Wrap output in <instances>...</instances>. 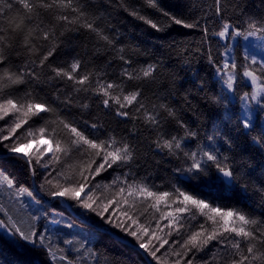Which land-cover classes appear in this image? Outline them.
<instances>
[{
    "label": "snow or ice",
    "instance_id": "6c2138e0",
    "mask_svg": "<svg viewBox=\"0 0 264 264\" xmlns=\"http://www.w3.org/2000/svg\"><path fill=\"white\" fill-rule=\"evenodd\" d=\"M108 4L165 35L174 26L201 28L204 20L201 43L207 42L208 47L197 51L206 54L216 84L225 93L223 103L227 105L235 97L241 107L254 102L264 112V15L225 20L221 0H214L219 23L218 30L210 33L207 18L193 11L190 0H177L174 6L164 0H108ZM45 14L51 17L47 25L41 19ZM92 15L89 19L84 0H0V228L11 232L20 254L42 253L45 264H100L98 249L87 240L79 247H73V240L67 238L53 242L52 232L61 226L64 216L59 203L63 201L69 208L94 214L100 221L98 227L106 225L105 233L112 231L109 239L124 247L131 245L149 258L148 264H264V213L255 214L245 206L225 204L211 193L200 192L201 187L227 184L241 188L247 196L248 182L241 186L239 169L220 147L209 144L206 150L197 143V150H186L198 133L174 107L160 102L153 105V111L147 109L142 102L144 82H154L158 62L135 67L139 45L128 49L133 55H125L119 32L101 29L97 23L101 17ZM81 29L95 35L97 52L103 48L122 62L116 80L105 79L99 71L83 70L78 54L62 65L50 62L65 32ZM211 36L223 41V51L218 49L217 55L212 52ZM251 40L258 41L251 47L260 52L253 53L241 44ZM240 48L243 52L238 60L233 53ZM21 49L26 56L22 64L12 58ZM45 67L48 82L55 88L51 98L39 94L43 88L36 91ZM94 78L96 86L92 87ZM128 81L137 83L128 88ZM238 85L250 91L236 97ZM92 97L97 98V106L125 122L142 120L154 134L157 152L187 165L174 171L190 173L183 177L190 187L173 185L161 190L147 177L137 179L135 144L115 130L105 129L99 120L72 117L73 107L80 110L81 117L89 113ZM236 119L237 128L247 137L254 130L251 117L245 112ZM217 137L231 150L229 133L217 131L207 140ZM251 139L264 149V132ZM9 163L28 179L22 181L9 171ZM37 180L40 191L57 202L55 206L43 207L44 201L30 183ZM253 192L264 201V180ZM63 226L74 227L69 221Z\"/></svg>",
    "mask_w": 264,
    "mask_h": 264
},
{
    "label": "trees",
    "instance_id": "16d2710c",
    "mask_svg": "<svg viewBox=\"0 0 264 264\" xmlns=\"http://www.w3.org/2000/svg\"><path fill=\"white\" fill-rule=\"evenodd\" d=\"M88 5L89 19H93L92 15L101 17L97 20L101 29H115L119 32L121 40L124 42L125 55H133L128 51L131 46L139 45V54L134 56L138 61L135 67L139 68L147 62H158V70L156 72L154 82H144L142 93V102L149 111H153V105L160 102H166L174 107L179 115L187 122L190 129L198 133L196 140L188 143L186 150L195 151L196 144L199 143L207 150L209 144L220 147L221 152L227 155L231 163L239 169L237 172V180L243 186L244 182H248V195L241 188L233 189L231 185L214 186L212 188L201 187L200 192L204 194L211 193L212 198H219L225 204L245 206L255 214L264 213V201H261L253 192L254 188L264 180V149L252 142V137H258L264 129L261 127L259 119L262 118L264 112L257 107V119L254 122V130L247 137L242 133V129H238V120L241 117V102L230 97V102L225 105L222 97L224 92L220 85L216 84L212 75L213 69L207 62L206 54L203 51L198 52L197 49H206L208 43L202 45L204 37L202 36V28L205 21H201V28L185 29L174 26L165 34L156 33L149 26L129 16L127 12L118 9L115 6H109L108 0H84ZM195 5L193 11L200 17L207 18V27L212 33L217 29L219 18L214 16L215 4L214 0H190ZM129 3H139V0H129ZM169 6H174L177 0H164ZM223 9L222 16L225 20H235L237 18L247 19L249 16L264 15V0H221ZM47 25L51 17L47 14L41 17ZM59 31V30H58ZM111 34V33H109ZM162 37V38H161ZM63 43L57 49L50 62L53 65H62L65 61H70L73 56L77 55L82 60V68L85 71L96 73L99 71L104 74L107 80H116L119 76L122 62L114 58V54L107 53L103 48L97 52V38L87 30L81 29L76 31H66L61 38ZM212 52L214 55L219 51H223L218 37L211 36ZM243 51L237 49L234 55L238 60ZM13 61L23 63L26 56L21 49L19 56L13 53ZM14 70V68H13ZM48 68L41 70V82L36 88H43L40 92L41 96L51 98L55 88L50 86L46 73ZM70 84L71 82H67ZM137 82L128 81L127 87L132 88ZM96 86V80L93 79L92 87ZM21 88L25 86H20ZM202 88V90H201ZM64 92L68 88L63 89ZM244 91H250L248 87L238 85L236 97ZM83 95V94H81ZM157 97L160 99L158 100ZM220 97L219 102L214 101ZM63 99V96H61ZM97 98L92 97L89 103L92 107L89 113H85L81 117L80 110L76 107L71 109L72 117L79 120H99L105 129L115 130L118 136H125L137 149V160L133 167L137 179L149 178L150 183L161 186V190H168L171 186L190 187L183 180L184 176L190 173H178L174 169L178 166L186 168L187 165L183 160L167 156L163 152H157L152 141L154 134L139 121H123L121 118L97 106ZM82 102V101H81ZM134 111V109H133ZM231 117V118H230ZM135 124V128H134ZM135 131V135L130 133ZM217 131L221 133H229L232 136L233 143L231 150L229 146L224 144L223 140L217 137L215 141L209 142L207 137L214 135ZM239 133V135H238ZM183 135V132L180 133ZM9 171L17 175L22 181L27 180V176L19 171L12 164L7 165ZM250 173V175H249ZM108 174L105 173V176ZM35 195L44 201L48 198L39 189V181L31 182ZM197 183L192 181V184ZM6 198V194H5ZM3 202V200H0ZM62 207L60 210L64 212L61 226L52 232L51 238L53 242L63 240L65 238L73 240V247H79L80 243L87 240L89 246L98 249L100 264H148V257L138 254L137 250L131 246L124 247L119 243H114L113 239H109L111 230L105 233L104 227H98L99 218L94 214L88 213L82 209H67L59 202ZM56 201L51 203L45 202L44 208L55 206ZM69 221L74 227L67 228L63 226V222ZM97 229L103 230L98 231ZM59 255V253H57ZM0 264H45V257L39 252H23L14 244L13 240L3 236L0 233ZM154 264V262H153Z\"/></svg>",
    "mask_w": 264,
    "mask_h": 264
},
{
    "label": "rangeland",
    "instance_id": "374dc122",
    "mask_svg": "<svg viewBox=\"0 0 264 264\" xmlns=\"http://www.w3.org/2000/svg\"><path fill=\"white\" fill-rule=\"evenodd\" d=\"M257 43H258V41H256V40H251L249 42L241 41V44L242 45H245L246 44V46H248L253 53L260 52V49L259 48H253V47H251V45H255ZM241 50L243 51L242 48H241ZM233 55H234V53H233ZM258 110L259 109L257 108V106L255 105L254 102H252L250 104V106H248V107H241V115H242V118L244 116V113L247 112L248 115L251 117V119L253 121V124H254L255 120L257 119ZM258 122H260L261 127L264 129V115L262 116L261 119L258 120ZM0 233L3 236H5V237H7V238H9L11 240H13V236H12L11 232L8 229L0 228ZM83 242H85V240ZM89 264H92V262L89 261Z\"/></svg>",
    "mask_w": 264,
    "mask_h": 264
},
{
    "label": "water",
    "instance_id": "95a60500",
    "mask_svg": "<svg viewBox=\"0 0 264 264\" xmlns=\"http://www.w3.org/2000/svg\"><path fill=\"white\" fill-rule=\"evenodd\" d=\"M227 185V184H226ZM44 201L45 202H48V203H51V202H53L54 200H50V201H48V200H45L44 199ZM66 208H68V206H67V204L66 203H64L63 204ZM98 231H103V230H100V229H97ZM108 234H110V236H112V233H109V232H107ZM129 246H131V245H129ZM144 256V255H143ZM144 257H146V256H144Z\"/></svg>",
    "mask_w": 264,
    "mask_h": 264
},
{
    "label": "bare ground",
    "instance_id": "6f19581e",
    "mask_svg": "<svg viewBox=\"0 0 264 264\" xmlns=\"http://www.w3.org/2000/svg\"><path fill=\"white\" fill-rule=\"evenodd\" d=\"M67 209H69V207Z\"/></svg>",
    "mask_w": 264,
    "mask_h": 264
}]
</instances>
